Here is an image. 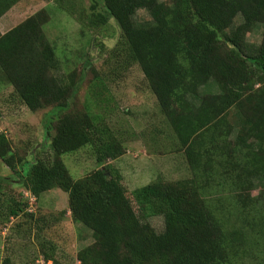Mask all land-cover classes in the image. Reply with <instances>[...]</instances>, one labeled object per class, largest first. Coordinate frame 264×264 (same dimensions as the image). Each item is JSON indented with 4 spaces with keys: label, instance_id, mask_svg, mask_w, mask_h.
Segmentation results:
<instances>
[{
    "label": "trees",
    "instance_id": "16d2710c",
    "mask_svg": "<svg viewBox=\"0 0 264 264\" xmlns=\"http://www.w3.org/2000/svg\"><path fill=\"white\" fill-rule=\"evenodd\" d=\"M19 1L0 0V18ZM102 2L103 12L91 5L89 26L116 20L115 70L125 76L132 66L140 68L178 142L173 151L184 154L193 177L174 181L159 175L133 190L124 185L109 161L128 149L100 116L72 104L81 77L58 75L56 47L43 30L50 13L43 9L0 31V72L32 112L61 110L44 124L52 157L28 162L0 132V159L15 175L1 180H18L36 197L54 187L68 194L73 219L95 238L79 251L81 264H244V258H257L264 252V189L252 192L264 180V29L258 46L248 44L247 35L259 24L264 27V0ZM139 9L150 19L137 23ZM212 82L220 92L202 93ZM155 129L139 134L157 141ZM156 143H151L155 149ZM87 146L99 166L75 179L62 156ZM214 182L234 191L227 205L216 208L211 202ZM0 195V215L23 211L13 193ZM157 215L164 219L162 232L148 221ZM40 260L51 261L50 255ZM12 263L9 256L2 260Z\"/></svg>",
    "mask_w": 264,
    "mask_h": 264
},
{
    "label": "rangeland",
    "instance_id": "374dc122",
    "mask_svg": "<svg viewBox=\"0 0 264 264\" xmlns=\"http://www.w3.org/2000/svg\"><path fill=\"white\" fill-rule=\"evenodd\" d=\"M59 3L65 4L64 7H60ZM92 4H96L97 11L103 12L102 0H58V3L57 0H21L0 20V26L7 23V26L15 27L43 9L50 13V20L43 30L56 47L60 60L58 75L64 77L75 72L76 78L81 77L78 91L71 98L72 104L79 108L88 107L100 116L102 124L111 127L125 143L128 152L117 160L109 161V165L123 176L128 189L146 185L159 175L174 181L193 177L184 154L173 151L178 147V142L157 111L155 97L149 91L140 68L132 66L125 76L115 70L113 48H116L120 38V27L116 20L112 17L105 26H89ZM149 19L150 14L144 9H139L135 15L137 23ZM240 21L238 17L235 24ZM263 29V25H257L247 35V43L258 46ZM201 92L219 93L220 88L216 82H212L201 88ZM60 113L61 110L57 112L52 106L37 112L29 110L0 72V132L6 133L12 140L18 156L28 162L52 157L44 124L48 117L54 118ZM155 126L159 132L155 137L157 141L148 133L139 134ZM224 128L228 130V126ZM146 136L149 138L148 148L144 145ZM159 139H163L164 147ZM152 142H158L156 149L152 147ZM89 148L87 146V149L62 156L75 179L99 166L93 150ZM162 148L168 153L158 155ZM226 148L233 150L230 143ZM29 166L30 163L24 164V172ZM14 176L0 159V192L13 193L23 207L18 216H6L5 209V215H0V248L5 249L2 257L0 253V264L7 256L13 259L12 264H39V260L45 258V253L50 255L52 264H81L77 256L79 251L93 243L95 238L90 229L73 219L68 194L54 187L36 197L18 184V180H1ZM256 183L257 190L252 192L253 195L264 189V180ZM228 185L211 184V202L216 208L230 202V193L234 191H229ZM0 196L1 206L3 195ZM148 221L158 232L164 230L163 216H152ZM243 263L264 264V252L255 259L244 258Z\"/></svg>",
    "mask_w": 264,
    "mask_h": 264
},
{
    "label": "crops",
    "instance_id": "0c3cea01",
    "mask_svg": "<svg viewBox=\"0 0 264 264\" xmlns=\"http://www.w3.org/2000/svg\"><path fill=\"white\" fill-rule=\"evenodd\" d=\"M13 9V8H12ZM11 9V10H12ZM10 12V11H9ZM9 12H7L5 15H7ZM5 15H3L1 18H0V20L2 21L3 20V17L5 16ZM0 21V22H1ZM1 24H3V23H1ZM5 24V23H4ZM1 25L0 26V31L2 32V33H5V32H7L8 31V29H6V28H11V26L9 27V26H7L6 24L5 25ZM2 28H5V29H2ZM13 28V27H12ZM10 30V29H9ZM143 143V142H142ZM144 144V143H143ZM3 233V232H2ZM1 235V234H0ZM3 235V234H2ZM1 237V236H0ZM0 253H1V257L5 254V249H4V247H1L0 248Z\"/></svg>",
    "mask_w": 264,
    "mask_h": 264
},
{
    "label": "built area",
    "instance_id": "2783aa9c",
    "mask_svg": "<svg viewBox=\"0 0 264 264\" xmlns=\"http://www.w3.org/2000/svg\"><path fill=\"white\" fill-rule=\"evenodd\" d=\"M39 264H52V262L51 261L46 262V261L40 260Z\"/></svg>",
    "mask_w": 264,
    "mask_h": 264
}]
</instances>
